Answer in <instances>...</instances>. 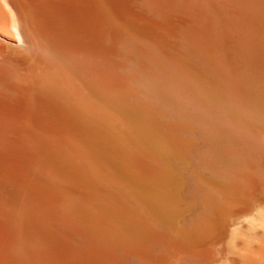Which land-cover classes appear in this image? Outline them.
<instances>
[{"label":"bare ground","instance_id":"6f19581e","mask_svg":"<svg viewBox=\"0 0 264 264\" xmlns=\"http://www.w3.org/2000/svg\"><path fill=\"white\" fill-rule=\"evenodd\" d=\"M140 4L190 19L181 56L130 31L121 43L124 66L169 122L114 73L92 79L93 64L64 45L85 14L119 25L124 0H0V93L19 94L26 71L29 113L38 102L59 113L51 138L26 130L16 143L0 126V264H264V0ZM12 114L0 125L35 123ZM43 220L79 247L58 243Z\"/></svg>","mask_w":264,"mask_h":264},{"label":"rangeland","instance_id":"374dc122","mask_svg":"<svg viewBox=\"0 0 264 264\" xmlns=\"http://www.w3.org/2000/svg\"><path fill=\"white\" fill-rule=\"evenodd\" d=\"M124 1H125V4H126L128 10L126 12L122 13V15L117 16V20L119 21V25L111 27L108 24V22L105 21L102 14H100L98 12H92L89 14H85L84 15L85 25L83 26V28L81 27V28L76 29V28H73L71 26L67 27V29H69V30L67 31V29H66V31L64 32L63 38L66 41V42H64V45H65V47H67L68 52L73 53L74 55L77 56V58H80V60H85V61L88 60L87 62L91 66L93 64L92 67L94 68V70H93V73L90 74V77L92 79L100 78V75L102 73H105V72L106 73L108 72L111 74L114 73V75H116L119 78V81H120V83H122L123 87L127 91L132 93V95H133L132 99L134 101L136 100L137 102H141V103L144 102V103L151 104L153 107H155L156 109L161 111V109L158 106H156L153 102L149 101L146 98L147 96H146L145 92L142 91V88L139 85L140 83L137 84L138 82H140L139 76L137 77L138 74H135V71L133 69H131L127 66H124V65H126V56H125V53L122 49L121 43H122V40H123L125 34L128 31H130V32H133V33L138 34V35L142 34L140 36H143V37L146 36V38L149 40L152 39L151 42L156 43V45H158V46L160 45V47H162L163 49H166L168 52L175 53L176 55L181 56V50L179 47L180 46V42H179L180 41V39H179L180 33H181V29L184 26L189 25L190 19L185 14H179V15L178 14L177 15L172 14V15L166 16V18L162 17L163 18L162 19L161 17L159 18V17H156V16L148 13L141 6L140 0H124ZM141 9H143V10H141ZM70 28H71V30H70ZM0 39H2V38H0ZM0 42L5 43L6 41L4 39H2V40H0ZM1 43H0V48L4 49L7 46V44L2 43L3 44L2 45ZM4 45H5V47H4ZM4 55H5L4 51L2 53H0V60L4 57ZM122 70H123V72H122ZM94 73H96V75ZM22 75H23V77H25L26 80L20 79L17 81L15 92H17L19 94H16V93H13V94L0 93V104L3 103L0 105V117L2 115V112H3L2 118L7 117L8 115L12 116L13 115L12 112L14 114L15 113L16 114L17 113H21V114L23 113L24 115H31L33 117L35 116V123L33 125H0V126L2 128L6 129V134L7 135L9 134L8 136L11 137V139L13 138L14 142L18 141L16 143L25 142L24 137L26 136V133H25L26 130L31 135H39V136L40 135H44V136L47 135L49 138H51L53 136L54 132L56 131L57 125L59 123L57 120V118H59V117H57L59 115V113H58V111L56 112L57 109H55V107H53V106L51 107V105L45 106V105H42L40 102H38L37 105H35V109H34L33 113L32 114L29 113L28 109H26L28 104L27 105H25V104H26V102L29 103L28 100L31 98V96L34 95L33 92L35 91L34 90L35 84L33 82V79L31 78V76L29 77L30 79L28 78V76H29L28 72L23 71ZM135 83H136V85H135ZM20 87L22 90L20 89ZM140 91L142 92V94L140 93ZM140 95H141V97H140ZM12 97L14 98V100ZM138 97H140L141 100ZM15 107H17L18 110ZM18 107L19 108L21 107V108L19 109ZM23 110L25 113L23 112ZM161 112H162V115H160L161 116L160 120L165 121V122L166 121L169 122L170 120L165 116V112L164 111H161ZM34 113H35V115H34ZM39 115H41V116H39ZM42 116L45 119H41V118H43ZM52 117H53V119H52ZM165 117L167 118V120H165L166 119ZM162 118H164V119H162ZM47 119H48V121H46ZM37 121L39 123H37ZM40 121H42V124L40 123ZM187 125H189V124H187ZM23 126L25 127V130H22ZM14 166L18 167L15 169H17V171L20 170L18 172L21 173L24 180L28 184H31L33 182V174L24 161L17 160L16 163L14 164ZM16 203H13L12 206H10L9 211H11V212L13 211V213H16L20 210V208H21L20 203L19 202H16ZM2 216H3V219H0V222L4 223L3 220H4L5 216L2 212H0V218H2ZM43 224H47L46 226H44V228L46 227V229H49V230H46V233L48 235L51 234L50 236H52V237L55 236V239H57L56 241L58 243H62L72 250L74 248L76 249L79 247V246L78 247L76 246V245H80L79 240L78 239L76 240V238H75V241H74V236L71 235L73 237L72 238L68 234L63 233L64 232L63 228H61L59 226L55 227V225L52 224L51 221L48 222V220H43ZM52 229H54V230H52ZM55 229H56V231H55ZM47 231H50V234ZM57 231H59V232H57ZM52 233H53V235L54 234L55 235L53 236ZM60 240H61V242H60ZM65 241H68L69 244ZM4 242L6 243V240H4ZM5 243L2 244L0 241V253H1L0 257L1 256L4 257V255H8V250L6 248ZM68 245H70V246H68ZM5 252H7V253H5Z\"/></svg>","mask_w":264,"mask_h":264}]
</instances>
